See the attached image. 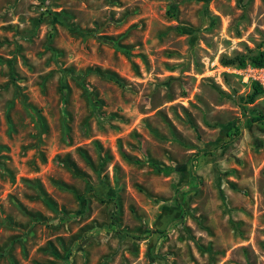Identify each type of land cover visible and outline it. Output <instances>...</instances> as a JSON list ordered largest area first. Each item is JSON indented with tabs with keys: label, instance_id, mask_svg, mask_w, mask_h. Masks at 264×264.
Returning a JSON list of instances; mask_svg holds the SVG:
<instances>
[{
	"label": "rangeland",
	"instance_id": "1",
	"mask_svg": "<svg viewBox=\"0 0 264 264\" xmlns=\"http://www.w3.org/2000/svg\"><path fill=\"white\" fill-rule=\"evenodd\" d=\"M261 45L264 0H0V264H264Z\"/></svg>",
	"mask_w": 264,
	"mask_h": 264
},
{
	"label": "trees",
	"instance_id": "2",
	"mask_svg": "<svg viewBox=\"0 0 264 264\" xmlns=\"http://www.w3.org/2000/svg\"><path fill=\"white\" fill-rule=\"evenodd\" d=\"M222 62L225 65L238 64V65L242 66V65H245L246 59H245V57L242 56V54L238 53L234 56H223ZM250 62L254 67H257V68H263L264 67V49H262V45L259 47L258 52L251 57ZM252 87H253V91L247 96V102L248 103H254L256 98L264 93V87L260 83V81H254ZM249 122L250 123H262V124H264V112L261 111L256 115H252L249 119ZM240 134H241V129L236 127L235 132L232 133V135L233 136H239ZM198 157H199V154L195 155V157L193 158L192 165L196 166L197 161H198ZM44 200L48 205L53 206L51 200H49L46 197H44Z\"/></svg>",
	"mask_w": 264,
	"mask_h": 264
}]
</instances>
